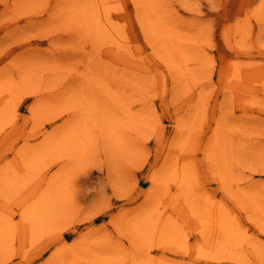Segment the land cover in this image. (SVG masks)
<instances>
[{"label": "rangeland", "instance_id": "obj_1", "mask_svg": "<svg viewBox=\"0 0 264 264\" xmlns=\"http://www.w3.org/2000/svg\"><path fill=\"white\" fill-rule=\"evenodd\" d=\"M0 264H264V0H0Z\"/></svg>", "mask_w": 264, "mask_h": 264}, {"label": "bare ground", "instance_id": "obj_2", "mask_svg": "<svg viewBox=\"0 0 264 264\" xmlns=\"http://www.w3.org/2000/svg\"><path fill=\"white\" fill-rule=\"evenodd\" d=\"M91 13H92V12H91ZM116 112H117V111H116ZM127 112H128V111H127ZM127 112H126V113H127ZM133 112H134V111H133ZM129 113H130V112H129ZM129 113H127V114L129 115ZM83 114H84V113H83ZM131 115H133V114H130V116H131ZM115 116H116V115H115ZM111 117H112V116H111ZM116 117H117V116H116ZM112 118H113V117H112ZM125 118H127V117H125ZM127 119H128V118H127ZM130 119H132V118H130ZM117 120H118V119H117ZM117 120H116V121H117ZM132 120H133V119H132ZM112 121H115V120H112ZM110 124H111V123H110ZM113 125H114V124H112V125H110V126H113ZM112 129H113V128H112ZM114 129H115V127H114ZM108 130H109V129H108ZM110 130H111V129H110ZM111 132H112V131H111ZM110 140H111V139H110ZM113 140H114V139H112V141H113ZM113 142H114V141H113ZM216 144H217V143H216ZM224 155H225V154H224Z\"/></svg>", "mask_w": 264, "mask_h": 264}]
</instances>
